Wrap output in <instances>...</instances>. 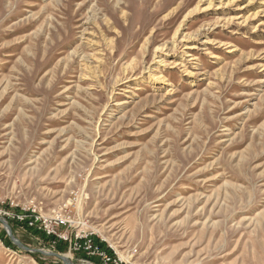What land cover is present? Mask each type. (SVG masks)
<instances>
[{
	"label": "rangeland",
	"instance_id": "obj_1",
	"mask_svg": "<svg viewBox=\"0 0 264 264\" xmlns=\"http://www.w3.org/2000/svg\"><path fill=\"white\" fill-rule=\"evenodd\" d=\"M0 217V264H264V0H0Z\"/></svg>",
	"mask_w": 264,
	"mask_h": 264
},
{
	"label": "built area",
	"instance_id": "obj_2",
	"mask_svg": "<svg viewBox=\"0 0 264 264\" xmlns=\"http://www.w3.org/2000/svg\"><path fill=\"white\" fill-rule=\"evenodd\" d=\"M30 224L33 225L34 222L33 221L30 222ZM43 228L44 230L48 232V234H52L57 237V240L54 241L55 244H57V241H64L68 243L67 241L69 240V236L59 234L56 231V229L48 228L47 224ZM92 235L93 234H76L74 238L70 239L71 249L76 252H81L84 255H86L85 258L88 261H91L89 259L92 258L94 259L95 262H99L101 264H124L125 263L120 258H117V254L111 246H108V247L114 251V255L109 253V251L106 248L100 245V243H102V240H100V243H97L95 241V238ZM93 263H89V264H93Z\"/></svg>",
	"mask_w": 264,
	"mask_h": 264
},
{
	"label": "trees",
	"instance_id": "obj_3",
	"mask_svg": "<svg viewBox=\"0 0 264 264\" xmlns=\"http://www.w3.org/2000/svg\"><path fill=\"white\" fill-rule=\"evenodd\" d=\"M33 219H34V218H33ZM17 221H18V220H17ZM30 222H32V220L23 219V220H21V222H20V220H19V223H21L22 225H24V226L26 227V229H28L29 231H34V232H36V233H39L40 235L44 236L46 239H52V240H54V241L57 240V237H56L55 235L48 234V232H47L46 230H44L43 227L38 226V224H36L34 221H33V222H34L33 225H31ZM4 236H5V235H4ZM6 240L10 243V245H12L13 247H16V246L11 242V240H10L9 238L6 237ZM97 242H100V240H99V241L97 240ZM101 246L104 247V248H106V249L109 251V253H111L112 255H114V251H113L112 249H110V248L107 246L106 243H101ZM57 247H58L59 249H63V248L66 249V247H67V243L64 242V241H57ZM83 255H84V254H83ZM84 257H86V255H84ZM88 259H89V258H88ZM89 260L95 262L94 259H92V258H90ZM95 263H96V264H101V263H99V262H95Z\"/></svg>",
	"mask_w": 264,
	"mask_h": 264
},
{
	"label": "water",
	"instance_id": "obj_4",
	"mask_svg": "<svg viewBox=\"0 0 264 264\" xmlns=\"http://www.w3.org/2000/svg\"><path fill=\"white\" fill-rule=\"evenodd\" d=\"M0 221L1 222H3V224L6 226V229H7V232H8V234H9V236L11 237V239L13 240V242L14 243H16L17 245H19V246H21V247H23V248H26V249H28L29 250V248H27V247H25L15 236H14V234H13V232H12V230H11V227H10V225L8 224V222L5 220V219H3V218H1L0 217ZM36 251H38V252H43V253H45L43 250H40V249H37ZM46 254H53V255H55V256H58V257H60V258H62L65 262H67V263H69V264H74V263H72L70 260H69V258L67 257V256H64V255H62V254H58V253H46Z\"/></svg>",
	"mask_w": 264,
	"mask_h": 264
},
{
	"label": "bare ground",
	"instance_id": "obj_5",
	"mask_svg": "<svg viewBox=\"0 0 264 264\" xmlns=\"http://www.w3.org/2000/svg\"><path fill=\"white\" fill-rule=\"evenodd\" d=\"M91 140H92V139H91ZM93 141H94V140H93ZM202 224H203V229H204V230H205V229H208V227H209V228L211 227V228H213V229H215V228L217 227V225H216L215 223H212V224H211V223H210V224L207 223V224H205V223L203 222ZM204 225L206 226V228H205ZM67 257H68V255H67Z\"/></svg>",
	"mask_w": 264,
	"mask_h": 264
}]
</instances>
